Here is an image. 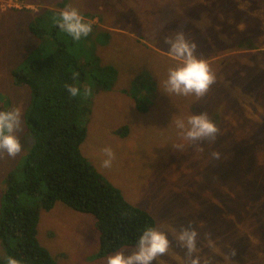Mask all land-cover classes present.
<instances>
[{
  "label": "rangeland",
  "instance_id": "1",
  "mask_svg": "<svg viewBox=\"0 0 264 264\" xmlns=\"http://www.w3.org/2000/svg\"><path fill=\"white\" fill-rule=\"evenodd\" d=\"M68 7L92 25L88 37H70L67 45L87 67L81 92L98 65L116 69L111 88L79 96L89 107L79 116L86 127L81 150L168 235V253L153 264H185L175 237L189 225L198 232L194 255L201 264H264V0H0V102L20 109L22 145L15 158L0 153V215L7 174H21L33 142L25 119L30 91L14 83L11 71L68 37L59 26L41 38L29 30L37 13L53 8L58 18ZM180 31L215 73L203 97L166 91L178 62L165 38ZM201 113L218 127L215 140L183 139L176 121ZM105 147L115 153L107 169ZM37 238L57 264H107L119 251L136 250L96 257L94 216L58 200L40 211Z\"/></svg>",
  "mask_w": 264,
  "mask_h": 264
},
{
  "label": "trees",
  "instance_id": "2",
  "mask_svg": "<svg viewBox=\"0 0 264 264\" xmlns=\"http://www.w3.org/2000/svg\"><path fill=\"white\" fill-rule=\"evenodd\" d=\"M57 11L46 8L44 13H37L29 30L38 38L49 29L53 35L58 26L54 23ZM70 37L68 34L64 41H58L45 56L28 59L11 71L14 83L26 85L30 91L25 119L33 142L21 174L11 172L6 177L0 215V241L5 254L0 264H7L8 257L21 264H57L37 238L40 211L49 210L57 200L94 216L99 235L96 257L136 247L143 231L156 225L148 211L127 201L82 153L86 127L79 116L89 107L82 106L79 96L73 98L65 84L82 89L87 82V67L69 50ZM91 72V91L112 87L115 67L98 65ZM73 73H79L78 77L74 79ZM8 110L0 102V111Z\"/></svg>",
  "mask_w": 264,
  "mask_h": 264
},
{
  "label": "clouds",
  "instance_id": "3",
  "mask_svg": "<svg viewBox=\"0 0 264 264\" xmlns=\"http://www.w3.org/2000/svg\"><path fill=\"white\" fill-rule=\"evenodd\" d=\"M54 23L71 36L75 41L86 38L92 32V25L85 22L80 12L72 7L62 10ZM168 55L178 62V66L170 69L166 81V91L177 95H192L203 97L215 83L216 76L210 65L196 55L197 45L189 41L185 34L180 31L174 37H166ZM79 73H73V78ZM69 94L77 96H90L91 89L81 92V89L71 84H65ZM176 126L181 130L183 139L195 143L202 140H215L218 127L208 118L206 113L191 115L184 121H176ZM21 130V111L15 108L8 111H0V153L6 152L8 156L15 158L22 150V145L16 133ZM179 147V145H178ZM105 159L102 161L103 168H110L115 159V153L111 147L103 149ZM219 158V153H213ZM198 232L189 225L182 227L176 235L180 247L186 251L185 264H201L199 256L194 255L197 250ZM168 235L159 229L148 227L139 237L136 250L126 255L119 251L107 258V264H153L158 257L168 253L170 248ZM7 264H21L15 258L8 257ZM204 264H208L207 261Z\"/></svg>",
  "mask_w": 264,
  "mask_h": 264
},
{
  "label": "bare ground",
  "instance_id": "4",
  "mask_svg": "<svg viewBox=\"0 0 264 264\" xmlns=\"http://www.w3.org/2000/svg\"><path fill=\"white\" fill-rule=\"evenodd\" d=\"M183 5V4H182ZM165 12V11H164ZM199 19V18H198Z\"/></svg>",
  "mask_w": 264,
  "mask_h": 264
}]
</instances>
